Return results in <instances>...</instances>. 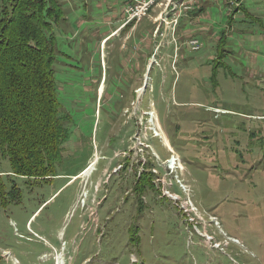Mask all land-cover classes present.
Here are the masks:
<instances>
[{
    "label": "rangeland",
    "instance_id": "1",
    "mask_svg": "<svg viewBox=\"0 0 264 264\" xmlns=\"http://www.w3.org/2000/svg\"><path fill=\"white\" fill-rule=\"evenodd\" d=\"M123 1L56 0L61 16L54 33L61 55L55 80L71 117L69 136L56 164L58 175L49 180L15 176L0 157L4 193L17 188L14 200L8 194L5 201L0 198V264H53L47 258L60 250L61 237L65 264H264V0H243L239 10L223 1L210 4L194 24L181 11L175 32L159 18L167 0H158L137 23L103 44L125 21ZM185 28L201 31L186 38L180 32ZM191 38L200 41L198 51L191 50ZM125 42L134 45L129 52L145 59L154 43L159 46V72L148 73L152 79L138 99L135 92L154 60L150 54L143 79L139 72L130 75L134 86L126 89L129 75L114 74L112 66ZM89 89L97 99L84 114L80 108L87 105ZM148 103L157 111L166 143L157 137L147 141L161 159L168 156L167 144L180 156L179 178L196 207H189L192 221L153 186L135 188L139 156L131 152L128 168L113 173L122 159L117 153L135 145L128 140L134 131L130 117ZM95 150L99 160L86 190L100 195L96 201L104 189L105 196L81 208L75 206L80 182L69 181ZM151 153L145 151V157L152 160ZM108 173L95 192L96 181ZM170 189L182 195L175 183ZM225 235L233 242L227 244Z\"/></svg>",
    "mask_w": 264,
    "mask_h": 264
},
{
    "label": "trees",
    "instance_id": "2",
    "mask_svg": "<svg viewBox=\"0 0 264 264\" xmlns=\"http://www.w3.org/2000/svg\"><path fill=\"white\" fill-rule=\"evenodd\" d=\"M124 3L125 0L121 7ZM58 6L56 0H1L0 157L9 162L10 172L27 179L49 180L58 175L56 164L69 136L67 124L71 117L58 98L55 80V64L61 55L54 33L58 16H61ZM133 24H125L122 33ZM114 38H108L105 43ZM158 68L152 65L148 73L151 75V71ZM143 74L141 71L140 78ZM86 95L87 105L80 108L84 114L90 112L92 100L97 99L95 89H89ZM86 107L89 110H85ZM109 113L108 110V116ZM171 143L177 146L174 138ZM142 179L147 182L140 185ZM136 182L135 188L140 192L152 186L149 173L142 174ZM4 190L1 181L2 201L6 194L9 200H14L17 188L13 186L6 193Z\"/></svg>",
    "mask_w": 264,
    "mask_h": 264
},
{
    "label": "built area",
    "instance_id": "3",
    "mask_svg": "<svg viewBox=\"0 0 264 264\" xmlns=\"http://www.w3.org/2000/svg\"><path fill=\"white\" fill-rule=\"evenodd\" d=\"M158 3V0H125V3L123 5V16L125 18V21L123 25L129 23V22H134L137 23L141 18H143L146 14L149 13L150 9ZM166 10L162 12L163 18L161 16L159 17L162 19V21L167 24L172 32L176 31V27L179 21L180 17V12L185 11L189 12L193 8L184 0H167L166 3ZM166 25V26H167ZM160 26V25H159ZM159 28V27H158ZM158 28L154 30V37H158L160 35L159 32H157ZM188 44L191 48V50L196 51L200 48L201 43L197 38H191L188 41ZM176 49L178 47L176 46ZM159 50V46L155 45L153 49V53L151 55V58H153L154 62L152 59L148 61L147 67H146V73L148 76V72L152 65L160 67L159 63L156 61V55L157 51ZM151 80V77H145L144 81L145 84L140 86L139 90H137L135 93H137L139 98V92L141 94L144 91L145 86L150 84L149 81ZM149 88V86H148ZM141 90V91H140ZM153 108V103H148L147 107L144 108L143 110H138V113H134V116L132 115L130 118L133 120L134 123V131L133 133L129 136L128 140L135 144L133 146V149H130L131 147L125 148L122 150L123 152H118L117 156H121V162L117 165V168L115 167L113 169V173H119L121 172L124 168L127 169L128 164H129V158H130V153L132 152L135 156H139L138 158V165L135 166L134 168V173L136 179L142 176L144 173H149L152 178L154 177L155 180L152 179V186L156 189L157 193L159 194V197H164L167 198L173 206L178 210L180 215L184 217L187 221H192L194 219L191 215L193 211L189 209V207H193L195 210V205H193V201L191 200L189 193L187 194V186L186 184L182 183V179L179 178L181 176V172L184 171V167H182L181 164V159L178 154L174 152L172 148H170V145L167 144L166 147V152L168 153V156L164 159H161L156 153L152 147V145L147 141V139H150L152 137H157L161 142L166 143L165 136H164V131L160 125L159 117L157 115L156 109ZM142 109V108H141ZM145 140V142H144ZM162 143V144H164ZM166 146V145H165ZM127 149V151H126ZM152 151V160L150 158L145 157V151L150 150ZM92 158L88 161L87 165L80 171L78 172L75 176H72L69 182H73L74 180H79L78 184L80 186V193H78L76 201H75V206H78L77 204L80 203V207H89V201L91 203L96 202L99 204L103 197L105 196V189L103 190V194L99 200L96 201V198H99L100 195H90L87 190V181L92 175V172L96 171L95 169V164L98 162L99 158L97 157L96 150L94 153H92ZM155 159V160H154ZM149 161H152L154 164L151 165ZM155 166V167H153ZM111 173H108L107 176L105 177L104 181H96V184L94 186L95 192H97L98 189H100L101 185L106 183V180L110 177ZM84 183V184H83ZM173 183H175L178 188L182 191V195L173 192L170 187H172ZM91 184V182H90ZM155 184V185H154ZM91 196V197H90ZM98 206V205H97ZM93 214V213H90ZM215 219L214 216L212 217V221L214 222ZM193 224H196L197 221L193 220ZM216 222V221H215ZM219 222H216L218 225ZM189 224L192 225V222ZM82 227H84L83 224H81ZM32 232V231H31ZM34 235H36L35 232H33ZM225 234V233H224ZM226 236V235H225ZM210 237V238H208ZM207 240H211V236L207 235L206 236ZM226 242L228 244V241L232 242V238L230 236H226ZM61 244L62 246L60 247V250L56 252L55 248L51 246V248H54L55 253L50 255L47 260L50 258L53 261V264H65L64 261V248L66 241L61 237ZM63 239V240H62ZM217 244V243H215ZM220 245V243H219ZM218 244L215 246H219Z\"/></svg>",
    "mask_w": 264,
    "mask_h": 264
},
{
    "label": "crops",
    "instance_id": "4",
    "mask_svg": "<svg viewBox=\"0 0 264 264\" xmlns=\"http://www.w3.org/2000/svg\"><path fill=\"white\" fill-rule=\"evenodd\" d=\"M184 1L187 2L193 8L191 11L186 13L187 14L186 17H188L190 24L192 22H193L192 24L197 23L198 19H201L203 16H205V7L210 5V4L214 3L215 5H220V4H217V2L223 1L226 4H230V5L232 4V6L235 5L236 8L240 9L242 7L241 5L243 3V0H184ZM110 8H112V7H110ZM110 8H108V10ZM122 9H123V7L120 8V14L121 15H123ZM121 15H120V17H121ZM112 16H115V15H112ZM116 18H119V17L112 18L113 20L109 24V27H112L113 24L115 25V22L117 21ZM123 29H124L123 24H121L119 26L115 25L114 30H116L117 32L114 34H109V35L107 34V36L103 39V44L105 43V41L108 38H110V37L113 38V37L117 36L118 34L121 35ZM196 31L200 32L201 30L198 28ZM196 31H195V29H192V28H185L184 30H181L180 32L181 33L183 32L184 34H186V38H187V37H189V35H192L194 37H195V35L198 36V32L196 33ZM145 34H147V33H144V35ZM140 36H141V34H140ZM184 40H186V39H184ZM131 45H132L131 42L130 43L125 42L122 46L123 48L118 46L120 56L116 60V62L112 65V66H116L115 67L116 69H114L115 70L114 74H122L123 78H124V74L129 75V76H126V78H125L126 79L125 85H127L128 81H129V86H127V88H126L129 90H131V88L134 86V84H133L134 82L132 83V81H131L133 78H131L130 75H134L137 72H139L138 74L140 75L142 68L146 67V62H145V66H143V64H144V61H147V57H148L146 55L147 57L145 59L142 57V55L140 53L135 54V52L133 55L132 52L128 51V50H132V47L134 46V45H132V47H131ZM141 53H142V51H141ZM134 63L139 67V70H136V72H135L134 66H133ZM132 67H133V70H132ZM104 70H106V69H104ZM111 71H113V70H111ZM127 79H128V81H127ZM103 83H104V79H103ZM28 222H29V220L27 221V224H28Z\"/></svg>",
    "mask_w": 264,
    "mask_h": 264
},
{
    "label": "bare ground",
    "instance_id": "5",
    "mask_svg": "<svg viewBox=\"0 0 264 264\" xmlns=\"http://www.w3.org/2000/svg\"><path fill=\"white\" fill-rule=\"evenodd\" d=\"M233 240H234V239L232 238V242H233Z\"/></svg>",
    "mask_w": 264,
    "mask_h": 264
}]
</instances>
